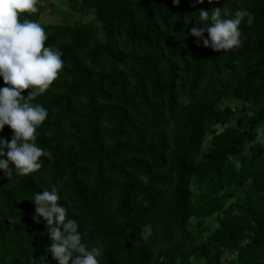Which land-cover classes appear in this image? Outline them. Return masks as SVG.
I'll list each match as a JSON object with an SVG mask.
<instances>
[{
	"label": "trees",
	"instance_id": "obj_1",
	"mask_svg": "<svg viewBox=\"0 0 264 264\" xmlns=\"http://www.w3.org/2000/svg\"><path fill=\"white\" fill-rule=\"evenodd\" d=\"M48 2L19 19L64 61L33 100L50 156L27 175L0 170V264H57L30 200L54 185L100 264H264V0H66L42 23ZM216 7L252 14L239 47L189 35Z\"/></svg>",
	"mask_w": 264,
	"mask_h": 264
},
{
	"label": "clouds",
	"instance_id": "obj_2",
	"mask_svg": "<svg viewBox=\"0 0 264 264\" xmlns=\"http://www.w3.org/2000/svg\"><path fill=\"white\" fill-rule=\"evenodd\" d=\"M172 2L175 5L179 0ZM202 2L195 0L196 4ZM37 4L38 0H0V78L6 85L0 87V131L5 125L13 130L10 140L0 137V170L7 178L36 172L42 167L40 158L50 156L35 142L37 128L47 118L48 110L33 100L57 78L64 61L59 49L45 46L47 33L39 22L19 19L21 13H37ZM245 17L251 25L253 16L245 9L234 13L221 7L211 13L200 9L202 24L192 26L189 35L213 50L233 49L242 43L240 25ZM24 89H30L26 97L22 95ZM254 139L264 144V126L257 128ZM60 199L55 185L36 191L30 199L35 205L33 221L40 223L43 218L48 226L52 258L57 264H100L102 249L95 245L89 248L82 242L78 222L68 218L67 208L58 203ZM151 233V225H144L142 236L147 238Z\"/></svg>",
	"mask_w": 264,
	"mask_h": 264
},
{
	"label": "rangeland",
	"instance_id": "obj_3",
	"mask_svg": "<svg viewBox=\"0 0 264 264\" xmlns=\"http://www.w3.org/2000/svg\"><path fill=\"white\" fill-rule=\"evenodd\" d=\"M66 5V0H49L40 21L42 23L59 22L65 14Z\"/></svg>",
	"mask_w": 264,
	"mask_h": 264
}]
</instances>
